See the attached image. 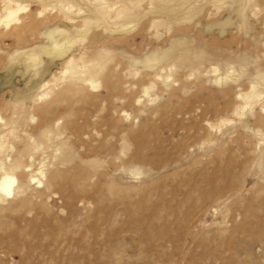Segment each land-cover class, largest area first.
<instances>
[{"label": "rangeland", "instance_id": "374dc122", "mask_svg": "<svg viewBox=\"0 0 264 264\" xmlns=\"http://www.w3.org/2000/svg\"><path fill=\"white\" fill-rule=\"evenodd\" d=\"M15 2L0 264H264V0ZM250 84L263 97L235 116Z\"/></svg>", "mask_w": 264, "mask_h": 264}, {"label": "bare ground", "instance_id": "6f19581e", "mask_svg": "<svg viewBox=\"0 0 264 264\" xmlns=\"http://www.w3.org/2000/svg\"><path fill=\"white\" fill-rule=\"evenodd\" d=\"M3 1L5 2V8H4V4H3V9H4L5 14L0 19V22L2 23V25H3L4 28H7V27H9V25L11 23H14V24H17L18 23L19 17H17V12L20 11V10H23L24 9V6L21 7L19 4H17L15 2V0H3ZM38 14H40V12ZM60 17L61 18H64V20H67V21L73 20L72 17L70 15L68 17V15L66 13H64ZM59 33H60V31H58L55 28V29H52V30H45L44 31V36L50 42L52 51L54 52V56L53 57L56 58V59L66 58V61L64 63L65 67H64V70L62 72L63 74H65L71 68V65H72V62H73V56H69V57L66 56V53L68 52V48H69V45L70 44L68 42L63 43V41L58 37ZM14 35H15V33H14ZM37 48L39 50H41L40 47H37ZM29 63H30V67L31 68H34L38 64V58H30V62ZM212 71L215 72L216 69L214 68ZM89 87L91 89H96V88L99 87V83L94 82L92 80L90 82V84H89ZM146 90H144V93L145 94L147 92ZM249 93H250L249 96H243L242 94H239V95L236 96L240 100V103L234 109L235 116H236V114L237 115H241L242 111L246 107L250 106L252 102H254L256 99L260 98V96H261V93H259L256 90L254 84H250L249 85ZM47 95H48V93H44L43 95H41V97L45 98V97H47ZM262 97L263 96H261V98ZM263 102H264V100H263ZM55 122L57 123V120H55ZM215 125L216 124H214V126ZM208 126L209 127H213V124H212V126L208 124ZM28 149H29V145H26L24 147V152L28 151ZM18 174L21 177H24L23 171L20 172V173H18ZM38 175H40V176H42L44 178V175L41 172L38 173ZM29 181H35L37 187L43 185V182L40 181V179L35 178V177H30ZM15 183H16V177H15V175L13 173L12 168L9 169L7 167L6 168L5 167H2L0 169V201L3 202L6 199H10L11 200L13 198V187H14V184Z\"/></svg>", "mask_w": 264, "mask_h": 264}]
</instances>
